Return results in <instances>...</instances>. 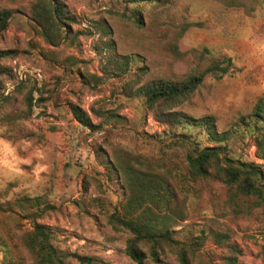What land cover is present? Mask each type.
<instances>
[{
	"label": "rangeland",
	"instance_id": "1",
	"mask_svg": "<svg viewBox=\"0 0 264 264\" xmlns=\"http://www.w3.org/2000/svg\"><path fill=\"white\" fill-rule=\"evenodd\" d=\"M61 1L76 22L65 29L73 38L55 47L31 22L33 0H0V9L13 11L0 33V51H15L0 61V204L40 201L38 208L14 207L17 215L0 213V264H31L21 235L33 223L50 229L66 264H136L125 253L129 234L109 224L123 201L110 171L114 155L166 157L182 165L186 149L216 145L193 122L176 128L158 122L136 90L230 58L232 75H208L174 111L192 120L212 118L218 133H228L220 144L224 155L264 172L256 147L264 123L253 117L259 104L264 116V0H241L237 8L218 0H172L144 7L142 28L120 17L125 4L118 0ZM183 24L194 26L179 39L183 56L175 58L169 47ZM126 58L131 63L121 74ZM72 106L99 129L81 125ZM107 112L118 117L106 119ZM197 189L189 195L186 221L174 229L175 239L193 252L191 263L232 264L234 257L236 264H264V205H232L228 188L215 180ZM30 213L36 217L22 218ZM160 261L180 264L168 250Z\"/></svg>",
	"mask_w": 264,
	"mask_h": 264
},
{
	"label": "trees",
	"instance_id": "2",
	"mask_svg": "<svg viewBox=\"0 0 264 264\" xmlns=\"http://www.w3.org/2000/svg\"><path fill=\"white\" fill-rule=\"evenodd\" d=\"M125 4V10L119 13L124 20L130 21L137 28L144 26L142 9L148 6H165L172 0H118ZM225 6L237 8L241 0H218ZM13 11L0 9V33L8 28ZM31 22L37 27L45 41L51 46H59L73 37L65 31L76 19L71 15L61 0H33L29 13ZM193 24L177 27V34L170 44L169 51L175 58H181L178 41L192 28ZM15 51H0V61L12 57ZM119 68L126 74L130 59ZM122 66V65H121ZM0 67V73H2ZM233 62L230 58L222 59L204 70H194L180 80H152L136 90L144 98L145 106L154 118L170 128L181 126L184 122H193L205 128L209 141L216 144L201 150L186 149L182 165L172 164L166 157L150 160L146 157L119 151L114 155L110 171L117 176L123 191L120 209L109 216V224L116 232L129 234L126 242V255L136 264H144L147 259L159 264L160 255L165 250L174 253L180 264H192L193 252L174 237V229L187 219L189 195L197 192V186L210 180L219 181L228 188L232 205L238 200H252L257 205H264V172L255 163H235L223 153L220 145L228 139V133H218L212 118L192 120L174 109L191 98L211 75L217 80L233 74ZM262 104H259L254 118L264 123ZM76 120L92 131L90 116L78 106H72ZM106 119L117 115L107 112ZM264 132V130H263ZM185 147L186 141H178ZM257 158L264 162V134L257 140ZM40 201L23 197L14 202L0 204V213L17 215L14 207L28 210L38 208ZM35 218L33 213L22 218ZM21 242L32 256L31 264H66V257L57 253L52 245V233L44 225L32 224L30 231L21 235ZM79 261L86 258L76 256ZM236 264V258H230Z\"/></svg>",
	"mask_w": 264,
	"mask_h": 264
}]
</instances>
